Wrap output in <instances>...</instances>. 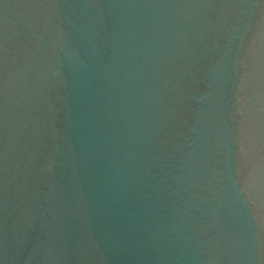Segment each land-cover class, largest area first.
<instances>
[{
	"label": "water",
	"instance_id": "1",
	"mask_svg": "<svg viewBox=\"0 0 264 264\" xmlns=\"http://www.w3.org/2000/svg\"><path fill=\"white\" fill-rule=\"evenodd\" d=\"M0 264H264V0H0Z\"/></svg>",
	"mask_w": 264,
	"mask_h": 264
}]
</instances>
